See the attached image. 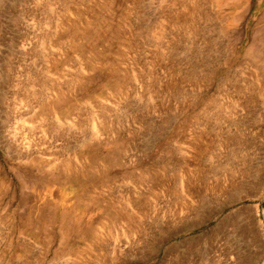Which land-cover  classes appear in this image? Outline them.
Instances as JSON below:
<instances>
[{"label":"rangeland","instance_id":"rangeland-1","mask_svg":"<svg viewBox=\"0 0 264 264\" xmlns=\"http://www.w3.org/2000/svg\"><path fill=\"white\" fill-rule=\"evenodd\" d=\"M0 264H264V0H0Z\"/></svg>","mask_w":264,"mask_h":264},{"label":"bare ground","instance_id":"bare-ground-1","mask_svg":"<svg viewBox=\"0 0 264 264\" xmlns=\"http://www.w3.org/2000/svg\"><path fill=\"white\" fill-rule=\"evenodd\" d=\"M243 2H245V0H243ZM26 28V27H25ZM27 29V28H26ZM29 30V29H28ZM18 32V31H17ZM25 32V31H24ZM24 34V33H23ZM18 35H19V33H18ZM27 36H28V34H27ZM29 147V146H28Z\"/></svg>","mask_w":264,"mask_h":264}]
</instances>
